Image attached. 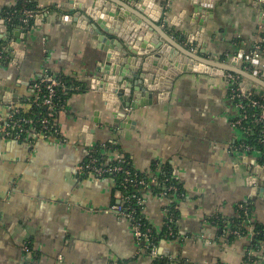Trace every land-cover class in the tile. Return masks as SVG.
I'll use <instances>...</instances> for the list:
<instances>
[{
  "label": "crops",
  "instance_id": "crops-1",
  "mask_svg": "<svg viewBox=\"0 0 264 264\" xmlns=\"http://www.w3.org/2000/svg\"><path fill=\"white\" fill-rule=\"evenodd\" d=\"M32 2L39 11L33 24L17 18L14 38L0 42V127L14 109L31 111L34 86L47 75L70 81L71 94L54 123L59 137L0 140V264H264V240L255 243L256 234L264 235V167L259 152L241 147L245 136L233 125L238 110L230 99V72L158 69L148 87L153 103L123 110L122 125L114 127L103 98L113 105L116 97L92 88H98V42L66 20L76 5ZM156 2L168 20L160 30L191 52L202 45L203 57L221 63L233 64L243 54V68L264 33V0H208L213 12L202 17L199 40L193 1ZM20 5L23 0H0V11ZM15 38L21 43L10 50ZM260 61L258 69L264 68ZM97 146L104 147L107 165L129 157L150 177L155 166L158 174L167 168L181 186L183 196H174L180 199L176 232L168 239L162 234L172 197L144 192L145 219L161 238L157 258L135 238L131 222L113 210L121 203L117 181L82 173ZM244 204L246 232L228 236Z\"/></svg>",
  "mask_w": 264,
  "mask_h": 264
},
{
  "label": "water",
  "instance_id": "water-1",
  "mask_svg": "<svg viewBox=\"0 0 264 264\" xmlns=\"http://www.w3.org/2000/svg\"><path fill=\"white\" fill-rule=\"evenodd\" d=\"M156 1L79 0L77 5L74 0L69 2L76 7L69 8V16L66 18L68 24L75 22L79 28L92 34L102 53L96 71L99 79L93 81L98 88H92L116 97L113 105L108 102V98H103L106 111L114 117V127L122 125L120 119L126 115L123 110H138L153 103L154 94L148 87L149 83L155 84L158 69L165 72L170 67H177L186 72L211 75L218 72L234 73L251 80L252 84L243 83L245 91H254L264 98V77L257 71L251 73L244 70V67L239 68L243 54L233 64L221 63L214 57H203L205 52L201 49L202 45L191 52L171 40L169 31L160 30V22L168 24V20L163 13L164 5ZM190 1H193L195 9L194 19L200 21L199 32L194 35L199 40L206 19L202 20V17L213 12V4L209 5L208 0ZM16 28L17 25L10 23L6 13L0 11V42L12 40ZM163 40L167 46H164ZM193 41L190 39L191 43ZM20 43L21 40L15 38L9 49H18ZM260 62L254 60L252 64L259 68ZM147 73L154 76L149 80L146 78Z\"/></svg>",
  "mask_w": 264,
  "mask_h": 264
},
{
  "label": "built area",
  "instance_id": "built-area-1",
  "mask_svg": "<svg viewBox=\"0 0 264 264\" xmlns=\"http://www.w3.org/2000/svg\"><path fill=\"white\" fill-rule=\"evenodd\" d=\"M31 2L32 0H23V7L21 10L14 11L13 13H7L6 16L9 20L13 17H18L22 24L25 26L30 25L31 21L35 20V18L39 15L38 10L34 11L27 8V5ZM263 43L264 39L261 38L260 42L255 45L250 57L245 60L243 66L245 70H249L251 72L257 71L261 76H264V69H255L252 61L264 59V48H262ZM3 58L2 52L0 51V59ZM226 77L230 86V99L233 101L238 110V115L234 118L233 125L242 131L245 138L251 134V130H255L256 132L258 130L259 139H257V143L264 146V102L254 98L252 91L244 90L243 80L240 79V76L228 73ZM34 89L35 97L33 99V104L43 108L46 112L45 115L41 118V120L36 121L33 118L18 117L20 111L14 109L11 112L8 121L0 127V140L5 138L21 140L29 135H34L36 139L40 140L53 135L58 137L60 136L59 131L54 125L61 107L60 100H58L57 96L58 92H66L68 90L67 86L61 78L47 75L35 84ZM43 90H45V92ZM241 147L247 151H254V147L246 143V141L241 143ZM261 158H263V154H261ZM261 164L264 167V161ZM130 165V162L125 157L118 158L110 165L102 162L100 163L97 156L91 152L88 154L81 171L83 174H94L99 177L107 175L116 177L119 174H122L125 188H133L134 194L127 196L122 193L121 203L113 207V210L116 211L120 217H123L131 222L135 238L139 242L145 243L149 253L153 257L157 258V247H152L151 243L154 240L152 229L143 222L138 213V208H144V199L142 198V195H138V192H140L139 185L146 186V183L144 181H137L135 175L130 169ZM163 173L165 172L161 169L160 174ZM168 180L169 179H166V182ZM151 182H157V180L152 179ZM162 186L163 191L161 194L163 196L168 197L171 193H173L174 196H183L179 187L175 185L167 186L166 183H163ZM132 201H135V203ZM239 209L241 214V224L243 223V225H245L248 222L249 206L244 204L241 205ZM168 212V236H174V225L176 220L171 210ZM243 233L244 231H240L239 228H236L235 230L229 231L228 236L240 237ZM150 247L151 249L149 250ZM24 251L26 253H30L31 250L28 244L24 247Z\"/></svg>",
  "mask_w": 264,
  "mask_h": 264
},
{
  "label": "trees",
  "instance_id": "trees-1",
  "mask_svg": "<svg viewBox=\"0 0 264 264\" xmlns=\"http://www.w3.org/2000/svg\"><path fill=\"white\" fill-rule=\"evenodd\" d=\"M27 8L30 9V10H34V11L36 10L37 11V9L35 8V5H34L33 2L28 4ZM21 9H22V6L20 5V7H18L16 10L15 9L14 10H10L8 13H13L14 11H19ZM17 18L18 17H13L12 19H10V23L11 24L18 23V19L19 18L18 19ZM33 22H34V20L31 21L30 26L33 24ZM261 37H262V39H264V33L261 35ZM262 48H264V43L262 44ZM232 74H234V73H232ZM238 76H240V75H238ZM61 79L63 80L64 84L67 86V89H68L66 92H62V93L58 92V96L57 97H58V100H60V106H63L65 104L67 98L71 94L70 93V89H69V86H70L71 82L68 81L66 78H61ZM240 79L243 80V78L241 76H240ZM43 91L45 92V90H43ZM252 93H253L254 98L264 102V98L259 97L255 92H252ZM45 113L46 112H45V110L43 108H40L37 105L33 104L31 111H29V112L20 111L18 117L33 118L36 121H38V120H41V118L45 115ZM257 139H259L258 130H257V132L255 130H251V134L247 138H245V141H246V143H248V144H250V145H252L254 147V151H257V152L263 154V158H261V163H263V161H264V146L259 145L257 143ZM106 145H107L106 146L107 148H117V146H114L111 143H108ZM102 148H104V147L97 146L96 149L93 150V153L97 156V158L99 159L100 163L102 162V163L105 164L106 161H105V158L102 155V151H101ZM125 158L130 162V164H131L130 165V169L133 172V174L135 175V178L137 179V181L138 182L144 181L146 183V186L139 185L140 192H138V195H140V196L142 195L143 199H144L143 196H144V192L145 191L151 190L152 192H155L157 194L161 193L163 191V188H162L163 187L162 186L163 183H166L167 186L168 185H175V186L179 187L180 191L182 192L181 186L176 182V180H174L172 178L171 173H170V171L167 168L164 169L165 173H163V174L159 173L158 174L157 173L158 172L157 166H155L156 168L155 167L153 168L154 171L157 170L155 172V174H154L155 177H150V176H147L146 174H142V173L138 172L134 168L132 160L129 157H125ZM113 163H114V161H111V163H109V165L113 164ZM107 176H110V175H107ZM111 177L114 178L117 181L118 187H119V189L121 190V192L123 194H125L127 196H131V195L134 194L133 188H131V189H126L125 188L124 183H123L122 174H119L116 177H114V176H111ZM152 179H156L157 182H151ZM166 179H169V180L166 182ZM171 197H172L171 212H172V214H173V216H174V218L176 220V223H177L178 214H179L177 206H178V202H179L180 199L177 200L176 198H174V194L173 193H171L169 195V198H171ZM132 202L135 203V201H132ZM138 213H139V216L142 218L143 222L152 229L153 238H154V240L151 242L152 243V247H154V246L157 247L158 242L161 239L160 235H158L154 231L152 226L145 219V216H144V213H143V209L138 208ZM240 218H241V214H239L238 218L235 219L232 222V224H231L232 225V230H235L236 228H239L240 231L246 232V229L244 228L243 223L241 224V219ZM176 223L174 225V231L175 232H176ZM236 225H238V226H236ZM256 233H257V231H256ZM162 236L163 237L166 236L165 238H167V237H171L172 238L173 237V236H168V228L167 227H165V231L163 232ZM255 240H256L255 241L256 244L259 243L260 241L264 240V235L256 234V239ZM150 249H151V247L149 248V250Z\"/></svg>",
  "mask_w": 264,
  "mask_h": 264
}]
</instances>
